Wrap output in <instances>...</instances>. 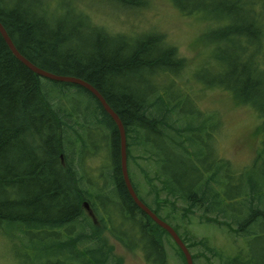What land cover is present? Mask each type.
Returning <instances> with one entry per match:
<instances>
[{
	"label": "trees",
	"instance_id": "16d2710c",
	"mask_svg": "<svg viewBox=\"0 0 264 264\" xmlns=\"http://www.w3.org/2000/svg\"><path fill=\"white\" fill-rule=\"evenodd\" d=\"M114 1L137 9L148 0ZM172 1L185 16L216 22L202 35L213 48L212 62L197 71V82L251 105L264 136V0ZM64 2L57 0L52 10L46 0H0V22L33 64L82 79L103 95L126 128L133 187L154 213L167 220L154 205L161 202L150 203L133 179L134 148L154 164L164 206L183 203L187 214L198 212L205 223L245 241L247 253L222 257V264H264V250L254 244L264 237V138L252 165L234 169L214 152L220 119L213 126L176 82L150 81L161 72L185 71L188 62L175 46L157 33L113 36ZM102 140L106 165L96 178L85 163L91 146L102 150L95 147ZM151 186L147 194L157 197L158 188ZM0 232L14 243L16 233L23 234L16 251L22 264H124L107 233L148 264H168L169 233L136 206L126 188L115 122L86 89L29 70L1 34Z\"/></svg>",
	"mask_w": 264,
	"mask_h": 264
},
{
	"label": "rangeland",
	"instance_id": "374dc122",
	"mask_svg": "<svg viewBox=\"0 0 264 264\" xmlns=\"http://www.w3.org/2000/svg\"><path fill=\"white\" fill-rule=\"evenodd\" d=\"M46 1L52 10L59 4L57 0ZM66 2L69 9L84 13L94 25L105 29L113 36L132 39L150 33L163 35L169 45L177 48L179 57L188 63L180 75L161 72L150 81L155 84L176 82L184 98L188 97L203 114L211 116L213 126H216L218 118L220 119L221 126L214 141V152L218 158L228 161L239 171L252 165L264 138L259 130L262 122L258 113L251 105L236 103L230 92L207 87L195 79L197 71L203 69L207 62H212L213 48L202 35L216 22L202 15L185 16L174 6L172 0H148L146 7L137 9L123 7L114 0H66ZM92 147L85 167L88 166L87 169L93 171V176L99 178L102 176L100 171L106 165L107 154L104 150L107 145L102 140L95 146L98 149L102 147V150L94 152ZM133 157L129 162L131 174L141 194L150 203H154L155 200L161 202L154 204L155 207L159 205L163 208L161 215L167 219V223L177 228L179 235L189 245L196 264H222V257L236 256L240 250L244 251V254L247 253V245L242 238L235 236L234 233L230 234L225 227L205 223V218L198 212L194 215L187 214L184 212L185 204L176 202L175 208L164 206L162 200L166 195L159 191L162 185L154 173V164L139 149H133ZM210 159L215 158L210 155ZM262 166L261 162L256 165L257 169H261ZM151 185L158 188L157 197L160 200L147 194L152 191ZM84 209L88 214V209L86 207ZM16 234L19 241L14 243L0 232V264H22L16 251L18 248L21 249L20 239H23V234L21 232ZM169 237H164L168 264H184L179 254L180 249H177L176 243ZM106 238L124 264H148L141 254L128 251L108 233ZM254 244L255 248L264 250V237Z\"/></svg>",
	"mask_w": 264,
	"mask_h": 264
},
{
	"label": "water",
	"instance_id": "95a60500",
	"mask_svg": "<svg viewBox=\"0 0 264 264\" xmlns=\"http://www.w3.org/2000/svg\"><path fill=\"white\" fill-rule=\"evenodd\" d=\"M0 34L2 38L4 39L6 45L12 52V54L15 56V58L21 62L24 66H26L29 70H31L36 75L49 79L51 81L55 82H61L66 84H73L78 85L89 91L99 102L101 103L102 107L106 111V113L112 118V120L115 122L118 130H119V136H120V154H121V170L123 174V179L126 185V188L132 197L134 203L138 208H140L145 214H147L158 226H160L162 229L167 231L173 241L177 244V246L180 248L182 253L184 254L187 264H194V260L192 257V254L190 250L188 249L187 245L184 243L180 235L177 233V231L166 221L162 220L152 209H150L138 196L136 193L131 178L129 174L128 169V154H127V133L126 128L119 117V115L107 104L106 100L104 99L103 95L90 83L71 76H61L56 75L51 72H48L46 70H43L33 64L30 60H28L24 55L20 53V51L17 49L16 45L14 44L13 40L9 36L7 30L3 26V24L0 22ZM86 209H88V212L90 215H92V212L89 210V205L87 203L84 204Z\"/></svg>",
	"mask_w": 264,
	"mask_h": 264
},
{
	"label": "bare ground",
	"instance_id": "6f19581e",
	"mask_svg": "<svg viewBox=\"0 0 264 264\" xmlns=\"http://www.w3.org/2000/svg\"><path fill=\"white\" fill-rule=\"evenodd\" d=\"M44 79H46V78H44ZM47 80H49V79H47ZM55 82V81H54ZM61 83V82H60ZM73 85V84H72ZM76 86H78V85H76ZM79 87H81V86H79ZM83 88V87H82ZM105 99V98H104ZM99 101V100H98ZM107 102V101H106ZM108 104V103H107ZM109 105V104H108ZM106 112V111H105ZM119 131V130H118ZM127 149H128V146H127Z\"/></svg>",
	"mask_w": 264,
	"mask_h": 264
}]
</instances>
